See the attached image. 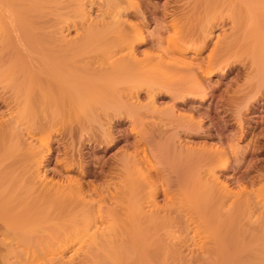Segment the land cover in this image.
<instances>
[{
    "label": "bare ground",
    "instance_id": "1",
    "mask_svg": "<svg viewBox=\"0 0 264 264\" xmlns=\"http://www.w3.org/2000/svg\"><path fill=\"white\" fill-rule=\"evenodd\" d=\"M100 1H102L103 6L105 4L107 9H109L111 6L115 8L120 0ZM199 1L201 6L205 8L200 26L198 25V31H200L199 33L202 37V40L199 39L201 41L199 45L193 46L188 44L187 49L179 47L177 45L179 43L178 41H180L179 38L181 39V43L183 41L186 43L187 39L194 38L195 27L197 28V26L194 27V23L191 25L185 24V26L183 25L184 27L181 26V28L183 27L182 29H179V25L172 23L173 25L171 24V26L174 35L172 34L169 36V39L167 38V45L161 40L164 36L162 35L161 38L159 33H157L156 41V46L158 45V49H162V54L164 53L170 56V58H166L162 54H157L156 56V54H151L153 52H148L149 50L143 53L145 55L143 58H140L138 57L139 55L137 56V47L146 43L147 38L144 37L140 25H131V31H129L130 28L124 24L129 33L121 25L106 26L108 23L106 25L103 23L104 25L101 26V22L105 19L102 20L100 17V26L97 24V26L90 25L85 31L84 36L77 41L75 40L73 44H70V42L62 40L61 38L63 37L58 36V38L57 34L59 30L54 28L52 23L51 26L47 22V17L53 15L56 18L58 16L53 12L56 9L58 10L57 7L60 5L64 8L65 4L62 3L64 0H0V39L6 44L9 42L10 44H15L17 51V63L14 62L15 64L12 63V65H9L10 69L8 68L6 70L7 72H0V81H5V79L7 81L10 80L7 82L8 85L10 84V87L13 86V89L14 87H25L24 92L29 94H33L36 89L40 90V99L38 101L42 104L40 108L37 107V109L34 105L33 107L30 106L31 102L36 103L37 100L26 97L27 93L25 101L27 104H30L22 107L24 118L32 120L33 127H39L38 133L41 134L42 138L44 140L47 138L43 142V139L40 138V140L42 139L41 146L39 145V148L36 146V151L45 150L46 152L44 156L40 154L41 159L38 158L37 161L34 159L35 162L38 163L40 160L38 164L42 166L46 154L50 152L51 134L55 132H63V134L64 132H68L70 136L78 132L80 141L85 140V138H88L90 141V139L93 140L92 137L100 135L109 140V142L107 141L109 144L113 143L115 138L114 118L117 119V117L118 119L119 117L128 118L130 120L128 121L130 122L128 129L130 134L132 133V135L138 136L140 140L142 138L152 139L154 141V138L163 139V142L158 143V149L160 148L162 150V153L158 156L153 154L150 156L151 154L148 155L146 153L144 154L145 157H141V153L139 154V151H136L137 153L134 152L135 154H123V160L122 156L120 157L123 164L120 173L118 172L119 178L121 179L119 180L120 184L114 187V191H111L112 193H109L110 191L107 192L112 197L117 194L120 199L118 202L120 203L117 202L119 205L108 204L105 208H100L101 206H99L100 209L97 208L98 211L96 214L92 212V217L91 211L83 214L82 207L80 206L81 208H79L77 206L80 201L77 204L73 203L75 201L72 203L62 201L67 197L74 198L77 196V198L83 199L86 197L83 185L74 179L69 180L67 185H58L56 189L59 191V195L54 197L55 200L51 201V203H45L39 199H34L39 194L36 192V189L26 187L25 185L27 183L24 185L26 181L25 176H27L24 170L25 176L22 174L23 171L21 173L17 171L18 173L15 172L16 174H13L14 172H10L12 174H8V172L5 174L2 173L0 183L4 181L9 183V180H11V183L9 185L7 182H4L5 184L2 185L0 184V201L4 200L0 206L3 208L1 211L4 212L5 209L7 210H5V214L2 213L0 218V233L3 232L6 237L9 236V239L14 238L17 240L19 245L24 244L26 247L29 246V248L34 250L33 248L39 243L41 244V241L44 239V235L40 236L41 232L43 234L45 233L51 241L55 240V237H60L64 240V238L71 237V234H76L79 230L86 229L87 231L98 220L110 217L111 220L108 229L101 233L102 237L104 236L103 239L109 237L110 234L115 236V233H122L125 230H128L131 235L134 215H137L135 213L139 212V201L142 198L144 186L148 184H151L148 186L154 185L152 187L154 189L149 188L152 190L153 198L159 191V189H156L159 184L155 177V174H157V178L162 183H166L169 186L176 185L178 187L176 191H173L175 199L177 201L178 199L181 201L184 200L185 202H181H184V204L186 202L190 203L191 209L190 207L189 209L192 211L190 214L193 213L199 218L198 224L201 227L199 230H201L202 234H207L209 240L222 241V239H226L228 242L244 240L246 236L241 231L246 222H244V218L251 217L253 213L249 200L254 198L255 192L248 191L245 186H241L240 189L234 191L226 183L220 181L216 173L217 168L226 167L228 164V156L223 149H218L215 152L205 146L193 145L192 143L186 144L185 138H183L184 135L204 134L203 119H197L193 113L181 112L173 104L157 105L156 102L157 98L164 94L171 95L173 100H177L178 98L183 99L187 96L194 97L192 93H197L198 99L205 98L209 91L207 79L213 74L211 70L213 65H217V69L226 72L227 67L229 68L239 61L241 66L251 69V72L248 70L250 74L247 75L248 80L246 79V81H254V77L257 78V81L255 80L256 85H259L260 81L263 80L262 78H264V0ZM71 3H76L80 7L79 10L76 9V13H80L81 15L84 14V10L91 9L92 4L94 5V0H71ZM118 5H120V2ZM134 5L137 7V3ZM31 14H35L38 20L35 21ZM43 18L47 19V21ZM59 18L61 17L58 16ZM227 20H229L231 25V31L224 34L219 41L214 42L215 46L210 50V54L206 59L202 61L194 60L212 43V33H214L213 29H216L215 26L220 21L224 23ZM35 22H39V24L37 23V25ZM46 22L48 24L45 25ZM220 24L222 23L220 22ZM62 29L60 30L62 31ZM132 37H134V41H130ZM188 51L194 52L193 54L195 56L188 58L186 56V52ZM118 52L119 54L116 56ZM171 52H177L181 56H172L174 53L172 54ZM122 53L125 56H119ZM23 55L25 57H31V55L35 57H31L33 60L32 64L34 66L37 63L39 68L35 67L32 71L26 72L25 69L27 70V67L31 65L29 64L31 58L27 59V57L24 59L22 58ZM154 55L155 57H153ZM14 70L26 73L17 75L16 77L9 76L12 75V71ZM5 72L8 74H5ZM6 76L11 78H8V80ZM142 90H146L148 98L145 103H141L139 99ZM17 120L19 121V119ZM17 120L16 122L18 123ZM4 136L5 133L3 131L0 132V152L2 151L0 153V164L2 165L7 156V151H16L18 149L13 142H7L5 140L6 136ZM186 140L191 141L189 139ZM72 144L71 141L70 145ZM234 147H237V150L239 149L237 145ZM183 149H188V152L185 153ZM25 155L27 156V154ZM154 156L157 164L148 165L151 161L150 159ZM146 160H149V163L147 162L148 164L144 162ZM217 162L219 163L218 166L216 164ZM65 163V166L68 168L73 162L70 160ZM36 172L40 176L41 171H39V165L37 166ZM37 175L35 174V177ZM232 197H241L243 200L238 199L239 201L236 200L237 203L235 205L228 207V203L226 204V202ZM37 198H40L39 195ZM245 198L246 200H244ZM247 199L249 200L247 201ZM124 200L128 201L125 203L126 206L123 204L124 202L121 203ZM89 204H92L91 207L93 208V202H89ZM140 206L142 207V205ZM106 214L108 215L106 216ZM108 219L105 220L108 221ZM45 221L50 223L46 225V228H44L45 226H41ZM85 222H88L85 228H80L79 226H83L82 223ZM44 223L43 225L47 222ZM241 235H244V238ZM48 237L45 239H48ZM250 240H253L254 243L252 241L250 242L255 245L257 243L261 244V242L259 243V237L254 236L253 239L251 236ZM209 242H207V245ZM3 243L1 241V245ZM8 244L5 242V247L13 249V244H11L12 246ZM258 244L257 246L259 247ZM209 245L212 244L209 243ZM209 245L207 246L208 250ZM211 247L213 248V246ZM211 251L209 250L210 253ZM228 253H230V250ZM34 254L35 252L33 256ZM107 257L111 258L112 256L109 257L107 255ZM114 258L115 256L112 259L114 260ZM118 260H114V263L119 264Z\"/></svg>",
    "mask_w": 264,
    "mask_h": 264
},
{
    "label": "rangeland",
    "instance_id": "2",
    "mask_svg": "<svg viewBox=\"0 0 264 264\" xmlns=\"http://www.w3.org/2000/svg\"><path fill=\"white\" fill-rule=\"evenodd\" d=\"M165 1L166 2L163 3V0H120V5H118L119 2L117 4L119 7L117 5L115 6V8L114 6H111L109 8H112L111 11L107 9V6H105V4L103 6V3H101L102 1L94 0L95 6L92 4L91 9H86L87 11L84 10V14L80 15V13H76V9L79 10L80 8L76 3H71V0H64V2H62L65 4L64 8L62 5H60L59 7H57L58 10L56 9V11L53 12L55 13V15H58L61 18L58 19V16H56V19L55 16L53 17V15H50L51 17H47L48 21L47 19H43L47 21L49 25L52 26L53 24L54 28L59 30L58 34L56 32L57 37H63L60 38L64 41L66 40L67 42H70V44H73L75 40L77 41L82 36H84L85 31L90 25L95 26L97 24L100 26L102 23L101 26H103V23H105V25L108 23L106 26L121 25L122 28L124 24L125 26L127 25L128 28H130L131 25H141L140 28H142L143 30L144 37L147 38L145 41L146 43L137 47V56L139 55L138 57L140 58H143L145 56L143 53H145V51L147 50H149L148 52L150 53L153 52L151 54H156V56L157 54H162V49L160 50L158 49V45L156 46L158 35L157 33L160 34L161 38L162 35L165 37V39L163 37V39L161 40L165 42H163L164 44H166L167 40L169 39V36H171L172 34L174 35L173 29L172 27H170L171 23H174V25H179V29H182L185 24L191 25L194 23V27L197 26V28L195 27L194 32L195 37L187 39L186 43L185 41H183V44L181 43V39L179 38L180 41L178 42L181 44L178 43L177 45L182 49H187L188 44L193 46L199 45L201 42L199 39L202 40V37L200 36V31H198V25L200 26L201 18L203 17L205 12V8L201 6L200 1ZM133 2L137 3V6L151 4L153 6V9L158 8L159 5H163L166 9L173 8L174 10L170 11L173 13L170 15L171 19L168 22L169 25L167 26V28H164V30L162 31V29H158L159 26H156L153 30H151V26L145 22V17L141 15L139 7L137 8L136 5H134L135 3L133 4ZM98 5H100L101 7ZM73 6H76L77 8ZM88 6L90 7V5ZM130 8H135L137 10V17H132L129 13H127V10ZM31 15H33L32 17L35 21L38 20L35 14ZM100 17L102 20L105 19L103 20L104 22H101ZM56 20L57 22H55ZM47 22L45 23V25L48 24ZM220 22L222 24H220ZM220 22L218 23V25L215 26L216 29H213L214 33H212V43L210 44V46L205 51L199 54L200 58L198 55L194 60L202 61L206 59V57H208V55L210 54V50H212L215 46L214 42L219 41V39L224 34H227L231 31V25L229 23V20H227L226 22L224 21V23L223 21ZM35 23L39 24V22ZM42 24L44 25V23ZM181 26L183 27L181 28ZM60 29H62V31ZM126 30L128 31V29ZM60 31L62 34L59 33ZM129 31H131V28ZM130 36L129 38H131ZM160 37L158 36L159 39ZM132 40L134 41V37H132L130 41ZM0 44V72H4L8 70V68L10 69L9 65H12V63L14 62L17 63V51L15 44H10V42L6 44L2 41V39H0ZM1 52L4 53L2 54ZM119 52L116 54V56L119 54ZM122 52L124 53L123 50ZM123 53L119 56L124 55ZM171 53H174L172 56H181L177 52ZM193 53L192 51H188L186 52V56H188V58H191L192 56L194 57L195 54ZM162 55L164 56L165 54L163 53ZM27 57H25V55L22 56V58L24 59H30L31 57L35 58L32 55L31 57ZM153 57H155V55ZM165 57L170 58V56L167 55H165ZM32 58L29 60V64L31 65L27 67V70L25 69L26 72H30V70L32 71L33 68L35 69V67L39 68V66H37V63L33 66ZM214 66L215 65H213L211 68L213 74L209 77V79H207L209 91L208 95L205 98L198 99L197 93H192L194 97L187 96L183 99L178 98L177 100H173V97H171V95L164 94L157 98L156 103L157 105L173 104L177 106L178 110H180L181 112L191 114L193 113L194 117H196L197 119H203V127L206 128L204 134L184 135L183 138H185L186 144L192 143L193 145L195 144L198 146H205L209 149L214 150L215 152H217L216 150L218 149H223L228 156V164L226 165V167L217 168L216 173L220 181L226 183L228 187L234 191L240 189L241 186H245L248 191H253V193L255 192L254 198L250 199L248 197L250 200L247 199V201L249 200L250 208L253 213L251 217L249 216L244 218V222H247H245L243 230L241 231L242 234L245 233V238L244 235H241L243 236L244 240H241L239 242H228V240L226 239H222V241L209 240V236L207 234H205V236L201 233V230H199L201 229L200 224H198L199 218L193 213L190 214V212H192L190 210V203L186 202L184 204V200H182L184 202L181 203V200L178 199L177 201L175 199L173 191H176L178 187L176 185L169 186L166 183H162L160 179L157 178V174H155L156 180L159 182V184L157 185V187H159H156V189H159V191L154 197V199L151 192L152 190H150L154 189L152 188L154 187V185L148 186L151 185L148 184L144 186L142 195L143 199H139V208L141 209V211L139 209L138 213H141H135L137 215H134L133 229L131 235L128 230H125V232L122 233H115V236L110 234V238L105 237L103 239L104 236L102 237L101 233L108 229V225H110L109 222L111 220L110 217H107L109 218L108 221L105 220L107 218L100 219L87 231L86 229L79 230L80 232L78 231V234L76 233L77 235L71 234V237L64 238V240L63 238L55 237V240H52V242L51 239L45 233L43 234V232H41L40 236L44 235V239L42 237H39L43 239V241H41V239L38 238L41 241V244L39 243L35 248H33L34 250H32V248H29V246L26 247L24 244H20V246L17 243V240H15L14 238L9 239V236L6 237V235L1 232L2 234L0 233V264H115L114 260L118 259L119 264H264V240H262L264 239V147L262 151L259 152L258 149H261L262 146L257 145V129H251V132L247 135L250 136L251 133L254 132V140L252 141L255 143L254 145H240L246 142V139H243L242 136V134L245 133V125L242 123V119L244 120V117L258 113L260 107L264 108V78H262L263 80L261 79L262 81H260L259 85H256L255 80L257 81V78L254 77V81H246L247 75L250 74L249 71L251 72V69L241 66L239 61L231 67H227V69L224 68L226 69V72L217 69V65L215 67ZM23 71L17 72L14 70L12 71L14 75L12 73V75L9 76L16 77L17 75H23V73H26ZM6 72L5 74H8ZM8 78L9 77H7V79ZM9 81H7L6 79L5 81H0V132L3 131L6 136H4L5 140L7 142L10 141L16 144V148L18 149L16 151H7V156L3 161V165L0 164V176L7 172L8 174L10 172H14L13 174H16L18 172L21 173V171L24 170L27 175L25 176V172L23 171L22 174H24L26 178L24 185L27 183L25 185L26 187L34 188V190L36 189V192L39 193L38 195L40 198H37V195V197L34 198L35 200L39 199L40 201H44L45 203H51V201L55 200L54 197L59 195V191L56 189V187L61 184L67 185V183H69V180L74 179L83 185L84 191L86 193V197L84 198L85 200L83 198H77L76 196L74 198L67 197L65 198V200L62 201L66 203H72L73 201H75L73 202L75 204L79 203L78 201H80L81 204L79 203L77 204V206H79V208L82 207V211L84 212L83 214L89 213V211H91L92 217V212H95L96 214L98 209L105 208L108 204L117 205L118 203H120L118 202L120 201V199L117 194L112 197L109 193H112L111 191H114V187L119 186L120 184L119 180L121 179L119 178V173L123 166L120 157L123 154H135L139 151V154L141 153L140 156L142 157L146 153H148V155L151 154L150 156H152V154L158 156L162 153V150L160 148L158 149V143L163 142V139L160 140L159 138H154V141L152 139L146 138V140L142 138L141 141L138 136L134 134L132 135V133L130 134L128 130L130 127V122L128 121L130 120L128 118L126 119V117H119V119L117 117V119L114 118L115 124L113 126L115 138L114 142L111 144L108 143L109 140L105 139L100 135L92 137L93 140L90 139V141L88 138H85V140L80 141V136L78 132L74 133V135L72 136H70L68 132H66L67 134L65 132L64 134L63 132H55L51 134L50 152L46 154L42 166H40L41 164H38L40 163V160L38 161V163L35 162V160L37 161L38 158L41 159L42 157H40V154H43L42 156H44L46 151L44 150L37 152L36 150L39 145L41 146V140L43 138L41 134L38 133L39 127H33V121L24 118L22 114V107L26 103V97H30L32 100L36 99L37 102L34 103V107L40 108V105H42L41 102H38L40 99V90L36 89L33 94H29L27 92H24L25 87H22L23 89L14 87L13 89V86L10 87V84L8 85L7 82ZM247 82H251V85ZM139 99L141 103H145L148 100L146 90L141 91ZM262 113H264V111ZM17 119H19V121ZM16 120L18 121V123L16 122ZM214 133H218V136L213 137ZM40 138L42 139L40 140ZM37 139L40 141H38ZM186 139H189L192 142L187 141ZM46 140L47 138H45V140L43 139L42 142ZM129 140H134V144L125 145V143H128ZM71 141L73 143L72 145H70ZM232 144L234 146H239V149L237 150V147H234ZM250 147L252 149H250ZM253 148L255 149L253 150ZM187 150L188 149H183L185 153L188 152ZM252 151L257 153H252ZM0 153H2V151ZM25 154H27V156ZM32 154H34L35 156ZM155 156L151 159L147 157L151 160L150 163L148 162L149 160H146L144 162H148V165L154 163L157 164V161H155ZM70 160L73 163L67 168L65 166V162ZM36 164L39 165V171H41L42 173V175L40 173L41 177L37 175L38 173L36 171L38 165ZM216 164L217 166L219 165L218 162ZM33 169L36 170L34 171ZM35 174L38 178L35 177ZM4 182L6 183L7 181ZM4 182L0 184H5ZM9 183H11V180H9ZM102 185L104 186V188ZM111 186L113 190L112 188H110ZM246 198L244 200H246ZM238 199L243 200V198L241 197H232L228 199L226 204L228 203V207H231L232 205H235V203H237L236 200ZM81 200L84 201V204ZM2 201H0V206L2 205ZM89 202H93V208L91 207L92 204L90 205ZM122 202H124L123 204L126 206L125 203L128 201L124 200L121 201V203ZM186 204H188V206H186ZM140 205H142V207ZM84 206L85 208H83ZM99 206L101 207L99 208ZM123 208L125 207L123 206ZM92 209H94L95 211H92ZM1 210H3V208L0 207V218L2 216V213L5 214L6 209L4 210V212ZM107 215L108 214H106V216ZM147 215H149L148 219ZM46 222L48 223V221H45V223ZM43 223L41 226H45L44 228H46V225L50 224L44 223L45 225H43ZM87 223L88 222L82 223L83 226L79 227L83 229L85 228ZM251 236L253 237V239L254 236L260 238L259 243L261 242V244L257 243L259 247L257 246V244H253V240H250ZM46 237H48V239H45ZM1 241L2 243L4 241V245H1ZM10 241L11 244H13L12 248L14 250L5 247V242L10 244ZM13 241L15 242V244ZM206 241L212 242H209L212 245H209L208 243L209 250H212L211 253L207 249L208 245ZM250 241H252L253 243ZM214 243H216L217 245ZM11 244L10 246H12ZM211 246H213L214 249ZM229 250L230 253H228ZM34 252L35 254L33 256ZM106 254L109 255V257H112L108 258ZM210 254L212 255L210 256ZM113 256H115V258L118 256V258H114L113 260Z\"/></svg>",
    "mask_w": 264,
    "mask_h": 264
},
{
    "label": "flooded vegetation",
    "instance_id": "3",
    "mask_svg": "<svg viewBox=\"0 0 264 264\" xmlns=\"http://www.w3.org/2000/svg\"><path fill=\"white\" fill-rule=\"evenodd\" d=\"M163 1H164L163 3L166 2L165 0H163ZM171 5H173V4H171ZM137 7H139V10L141 11V15H143V17H145V22L151 26V30H153L156 26L157 27L159 26L158 28L159 29L161 28L162 30L165 28V26L167 28V26L169 25L168 22L171 19L170 15L173 13L170 11L174 10L173 8L166 9L163 5H159L158 8L153 9V6L151 4L138 5ZM136 11L137 10L135 8H130L127 10V13H129L132 17H137ZM164 19H166V20H164ZM163 24H164V26H163ZM171 24H170V27H172ZM263 111H264V108L260 107L258 113L246 116V117H244V120L242 119V123L245 125V129H244L245 133H243L242 136H243V139H246V142H244L240 145H242V146L243 145H249V146L254 145L255 143L252 142L254 140V138H253L254 132H252L250 136H247V135L251 132V129H254V130L257 129V134H256L257 145L262 146L261 149H258L259 152L262 151V149L264 147V113H262ZM205 130H206V128H205ZM215 136H218V133H216V134L214 133L213 137H215ZM126 144L127 145L128 144L133 145L134 140H129V142L125 143V145ZM250 149H252V148L250 147ZM254 149L255 148H253V150ZM252 153H257V152L252 151ZM57 172H59V171H57Z\"/></svg>",
    "mask_w": 264,
    "mask_h": 264
},
{
    "label": "crops",
    "instance_id": "4",
    "mask_svg": "<svg viewBox=\"0 0 264 264\" xmlns=\"http://www.w3.org/2000/svg\"><path fill=\"white\" fill-rule=\"evenodd\" d=\"M24 103H25V101H24ZM29 104H30V103H29ZM29 104H26V103H25L24 105H29ZM33 105L35 106L34 103H31V104H30V106H33Z\"/></svg>",
    "mask_w": 264,
    "mask_h": 264
}]
</instances>
